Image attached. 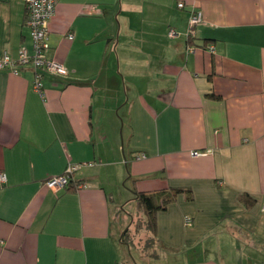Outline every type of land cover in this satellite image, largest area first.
I'll list each match as a JSON object with an SVG mask.
<instances>
[{"label": "crops", "instance_id": "obj_1", "mask_svg": "<svg viewBox=\"0 0 264 264\" xmlns=\"http://www.w3.org/2000/svg\"><path fill=\"white\" fill-rule=\"evenodd\" d=\"M54 1L46 56L68 76L43 72L39 94L15 63L25 2L0 0V264H136L120 183L191 191L156 216L185 264H264V0Z\"/></svg>", "mask_w": 264, "mask_h": 264}, {"label": "built area", "instance_id": "obj_2", "mask_svg": "<svg viewBox=\"0 0 264 264\" xmlns=\"http://www.w3.org/2000/svg\"><path fill=\"white\" fill-rule=\"evenodd\" d=\"M26 6V25L30 31V37L32 41L31 52H28L25 48H21L18 51L17 65L25 66L29 65L34 70L33 77V89L41 94V79L43 72H47L56 77H67L68 71L63 64L48 59L46 52L49 49L48 45V32L47 23L54 13V0H24ZM178 8H183V4L179 3ZM189 34H193L194 28L202 23V13L199 10L192 9L189 16ZM173 32L169 33V36ZM71 39V35L68 37ZM9 56L3 55L0 58V69L12 64ZM15 72V71H14ZM202 152L194 151L191 155L196 157L200 156ZM140 157H144L141 155ZM139 158V157H138ZM77 165H68L64 174L58 177L50 178L46 182V186L52 189L65 188L68 185V180L72 173L77 170ZM5 176L0 173V181H4Z\"/></svg>", "mask_w": 264, "mask_h": 264}, {"label": "rangeland", "instance_id": "obj_3", "mask_svg": "<svg viewBox=\"0 0 264 264\" xmlns=\"http://www.w3.org/2000/svg\"><path fill=\"white\" fill-rule=\"evenodd\" d=\"M124 109H119L118 117H122ZM121 190L118 218L115 219V227L124 230L126 236L124 242L129 243V252H125L127 261L136 264H185L186 258L170 249H164L157 243L152 244L148 241V234L141 229L143 213L137 208L131 192L127 186L120 183ZM142 230V231H141Z\"/></svg>", "mask_w": 264, "mask_h": 264}, {"label": "trees", "instance_id": "obj_4", "mask_svg": "<svg viewBox=\"0 0 264 264\" xmlns=\"http://www.w3.org/2000/svg\"><path fill=\"white\" fill-rule=\"evenodd\" d=\"M209 96L215 97L210 94ZM70 178L68 180V185L70 186ZM66 186V187H67ZM179 195H183L186 201L192 200L191 191L185 188H170L167 190H160L150 193L136 192L133 191V199L137 204V208L143 213L142 228L148 234V241L152 244L158 243L155 240V230H156V216L159 212L165 211L169 205L176 201ZM239 201L248 208L254 203V200L250 198L247 194H242L239 196ZM126 232H123L121 237V242L129 247V243L124 242Z\"/></svg>", "mask_w": 264, "mask_h": 264}]
</instances>
